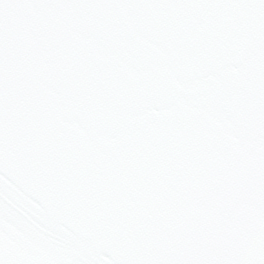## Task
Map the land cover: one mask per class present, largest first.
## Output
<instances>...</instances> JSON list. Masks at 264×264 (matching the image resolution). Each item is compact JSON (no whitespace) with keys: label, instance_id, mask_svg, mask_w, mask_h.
Here are the masks:
<instances>
[{"label":"snow or ice","instance_id":"obj_1","mask_svg":"<svg viewBox=\"0 0 264 264\" xmlns=\"http://www.w3.org/2000/svg\"><path fill=\"white\" fill-rule=\"evenodd\" d=\"M0 264H264V0H0Z\"/></svg>","mask_w":264,"mask_h":264}]
</instances>
